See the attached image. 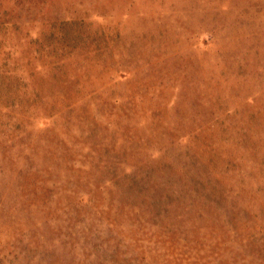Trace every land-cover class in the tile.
Listing matches in <instances>:
<instances>
[{"label":"rangeland","instance_id":"374dc122","mask_svg":"<svg viewBox=\"0 0 264 264\" xmlns=\"http://www.w3.org/2000/svg\"><path fill=\"white\" fill-rule=\"evenodd\" d=\"M0 264H264V0H0Z\"/></svg>","mask_w":264,"mask_h":264}]
</instances>
